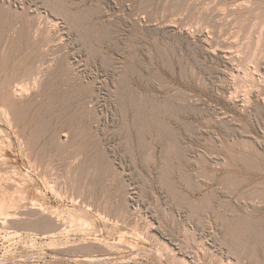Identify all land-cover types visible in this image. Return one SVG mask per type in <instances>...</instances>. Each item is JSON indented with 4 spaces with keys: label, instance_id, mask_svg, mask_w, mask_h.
Here are the masks:
<instances>
[{
    "label": "rangeland",
    "instance_id": "1",
    "mask_svg": "<svg viewBox=\"0 0 264 264\" xmlns=\"http://www.w3.org/2000/svg\"><path fill=\"white\" fill-rule=\"evenodd\" d=\"M0 264H264V0H0Z\"/></svg>",
    "mask_w": 264,
    "mask_h": 264
},
{
    "label": "bare ground",
    "instance_id": "2",
    "mask_svg": "<svg viewBox=\"0 0 264 264\" xmlns=\"http://www.w3.org/2000/svg\"><path fill=\"white\" fill-rule=\"evenodd\" d=\"M29 74V73H28ZM25 82V81H24ZM18 87V86H17ZM26 87V86H25ZM3 88V87H2ZM7 88V87H6ZM23 88V87H22ZM16 95V94H15Z\"/></svg>",
    "mask_w": 264,
    "mask_h": 264
}]
</instances>
